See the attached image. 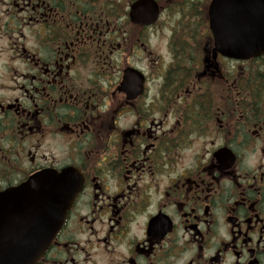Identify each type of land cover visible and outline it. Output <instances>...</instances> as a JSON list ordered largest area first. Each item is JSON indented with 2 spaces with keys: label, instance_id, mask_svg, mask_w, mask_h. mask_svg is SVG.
I'll return each instance as SVG.
<instances>
[{
  "label": "flooded vegetation",
  "instance_id": "flooded-vegetation-1",
  "mask_svg": "<svg viewBox=\"0 0 264 264\" xmlns=\"http://www.w3.org/2000/svg\"><path fill=\"white\" fill-rule=\"evenodd\" d=\"M213 1L0 0V193L80 186L38 264H264V54Z\"/></svg>",
  "mask_w": 264,
  "mask_h": 264
},
{
  "label": "water",
  "instance_id": "water-1",
  "mask_svg": "<svg viewBox=\"0 0 264 264\" xmlns=\"http://www.w3.org/2000/svg\"><path fill=\"white\" fill-rule=\"evenodd\" d=\"M237 1L228 28L210 9L216 51L238 60L264 54V0ZM80 186L74 175L48 169L0 193V264H37L63 226Z\"/></svg>",
  "mask_w": 264,
  "mask_h": 264
}]
</instances>
